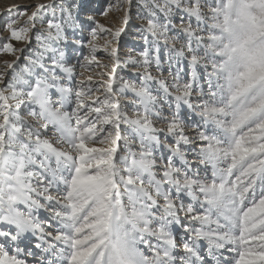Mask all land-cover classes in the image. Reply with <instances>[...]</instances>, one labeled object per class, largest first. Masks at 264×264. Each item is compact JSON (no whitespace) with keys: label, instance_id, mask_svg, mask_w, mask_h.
Here are the masks:
<instances>
[{"label":"snow or ice","instance_id":"1","mask_svg":"<svg viewBox=\"0 0 264 264\" xmlns=\"http://www.w3.org/2000/svg\"><path fill=\"white\" fill-rule=\"evenodd\" d=\"M0 264H264V0L0 10Z\"/></svg>","mask_w":264,"mask_h":264},{"label":"rangeland","instance_id":"2","mask_svg":"<svg viewBox=\"0 0 264 264\" xmlns=\"http://www.w3.org/2000/svg\"><path fill=\"white\" fill-rule=\"evenodd\" d=\"M34 2V0H0V10H3L4 8H6L8 5H12V4H29ZM133 42L129 41L128 43V47H132ZM127 50V48L125 49Z\"/></svg>","mask_w":264,"mask_h":264}]
</instances>
